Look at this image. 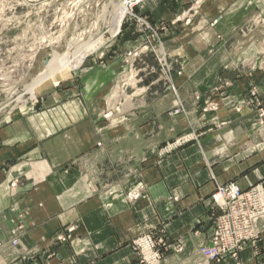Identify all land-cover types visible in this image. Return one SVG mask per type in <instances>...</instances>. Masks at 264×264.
<instances>
[{
    "label": "crops",
    "instance_id": "0c3cea01",
    "mask_svg": "<svg viewBox=\"0 0 264 264\" xmlns=\"http://www.w3.org/2000/svg\"><path fill=\"white\" fill-rule=\"evenodd\" d=\"M193 1L146 0L140 12L168 24ZM169 29L166 58L181 62L175 92L165 74L141 71L123 95V57L110 67L90 59L0 130V264H140L132 242L145 233L164 241L160 264H216L200 253L216 187L264 184V126L246 104L264 108V0H202L190 25ZM206 99L218 110L203 114ZM176 103L185 114L170 116ZM190 132L198 140L164 153ZM259 228L255 245L218 264H264Z\"/></svg>",
    "mask_w": 264,
    "mask_h": 264
},
{
    "label": "rangeland",
    "instance_id": "374dc122",
    "mask_svg": "<svg viewBox=\"0 0 264 264\" xmlns=\"http://www.w3.org/2000/svg\"><path fill=\"white\" fill-rule=\"evenodd\" d=\"M121 1L0 0V130L20 117H30L32 112L37 110L40 99L49 93L50 89L40 88L38 94L34 95L23 92V89L36 77L43 61L50 57V50L64 52L72 38H76L78 43L88 41L96 34L94 27L101 24L99 17L103 13V8L108 7L111 12ZM144 1L146 0L134 3L116 37H110L106 31L99 30L95 39L103 41L102 45L87 55L83 61L94 59L98 60V65L104 63L105 66L110 67L115 58L123 57L126 71L118 76L115 88V91L123 95H126L131 88L140 85H136L135 80L143 77V72L148 74L147 78L150 77L149 75L159 77L165 74L166 80L162 75L163 83L169 86L172 92L176 91L172 86L171 75L180 71L181 62L177 58L170 60L166 58L163 34L168 33L169 26L190 25L193 16L199 15L202 6V0H194L184 10L181 9L178 16L176 13L168 24L167 22L155 24L147 15L140 12V6ZM222 14L223 12L219 11L210 25H215ZM125 41H140L141 45L130 51H120L119 44ZM130 58L132 61L127 60ZM140 82L143 84L144 79L142 78ZM62 84L65 83H59ZM19 95L21 100L13 110L4 109L7 103L15 102V98ZM252 100L253 98L249 96L246 104L254 106L256 124L260 125L263 119L259 114L264 108H256ZM218 108L217 102L206 99L202 113L215 112ZM168 113L170 116H180L185 114V110L180 103H176L173 110ZM198 137L193 132L185 133L166 144L163 151L172 152L198 140Z\"/></svg>",
    "mask_w": 264,
    "mask_h": 264
},
{
    "label": "built area",
    "instance_id": "2783aa9c",
    "mask_svg": "<svg viewBox=\"0 0 264 264\" xmlns=\"http://www.w3.org/2000/svg\"><path fill=\"white\" fill-rule=\"evenodd\" d=\"M259 116L263 119L260 125L264 126V111ZM211 200L217 214L211 217L213 231L210 245L202 246L200 253L208 262L216 264L226 258L236 260L245 244L255 245L260 238L259 223L264 221V184L259 183L246 190H241L234 183L219 185L212 194ZM20 231L21 227L12 231L10 241L12 246L17 245L16 237ZM57 240L64 241L61 237ZM132 244L140 264L162 262L164 241L153 233L140 235Z\"/></svg>",
    "mask_w": 264,
    "mask_h": 264
},
{
    "label": "bare ground",
    "instance_id": "6f19581e",
    "mask_svg": "<svg viewBox=\"0 0 264 264\" xmlns=\"http://www.w3.org/2000/svg\"><path fill=\"white\" fill-rule=\"evenodd\" d=\"M140 1L143 0H122L111 12L108 10V7H104L103 13L99 17L101 24L98 27H94L96 34L88 41L81 43H78L76 38H72L62 53H58L51 49V55L48 57L46 64L42 63V65H40V70L36 77L24 87L23 92L36 95L40 88L44 90L52 89L57 86L61 79L68 77L72 71L79 69L86 56L100 48L103 43V41L100 42L98 38L95 39L97 37V32L99 30H104L109 33L110 37H116L125 16L129 13L131 7L135 5L134 3ZM15 99V102L7 103L4 109L13 110L16 104L21 100L20 95Z\"/></svg>",
    "mask_w": 264,
    "mask_h": 264
},
{
    "label": "water",
    "instance_id": "95a60500",
    "mask_svg": "<svg viewBox=\"0 0 264 264\" xmlns=\"http://www.w3.org/2000/svg\"><path fill=\"white\" fill-rule=\"evenodd\" d=\"M47 60H48V58H46V59L43 61V64H46Z\"/></svg>",
    "mask_w": 264,
    "mask_h": 264
}]
</instances>
